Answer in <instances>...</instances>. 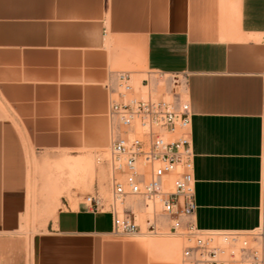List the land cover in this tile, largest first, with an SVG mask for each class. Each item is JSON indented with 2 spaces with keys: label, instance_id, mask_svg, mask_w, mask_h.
I'll use <instances>...</instances> for the list:
<instances>
[{
  "label": "crops",
  "instance_id": "1",
  "mask_svg": "<svg viewBox=\"0 0 264 264\" xmlns=\"http://www.w3.org/2000/svg\"><path fill=\"white\" fill-rule=\"evenodd\" d=\"M121 72L134 82L147 76L139 85L148 80L153 91L160 73L183 78L197 228L258 227L264 0H0V264H181L182 249L178 262L175 250L153 248L172 238L141 225L115 236L112 216L87 205L31 220L37 164L110 148L111 87ZM43 197H35L37 215L47 211ZM38 225L37 236L23 233Z\"/></svg>",
  "mask_w": 264,
  "mask_h": 264
},
{
  "label": "built area",
  "instance_id": "2",
  "mask_svg": "<svg viewBox=\"0 0 264 264\" xmlns=\"http://www.w3.org/2000/svg\"><path fill=\"white\" fill-rule=\"evenodd\" d=\"M158 77L167 89L153 98L148 80L141 87L148 89V96L141 97L132 74H118L109 110L111 200L96 192L86 197V205L112 216L115 236H133L140 223L128 201L136 199L142 205L137 211L152 213L145 219L150 234H162L159 218L166 219V235L181 241V264H264V199L253 230H199L193 222L197 204L192 112L181 92L183 78Z\"/></svg>",
  "mask_w": 264,
  "mask_h": 264
},
{
  "label": "rangeland",
  "instance_id": "3",
  "mask_svg": "<svg viewBox=\"0 0 264 264\" xmlns=\"http://www.w3.org/2000/svg\"><path fill=\"white\" fill-rule=\"evenodd\" d=\"M147 76H141L137 82H134L135 90L137 94L141 97L148 96V89H141L140 81L146 79ZM157 83H159L156 90H152L153 86L151 85L150 95L153 98H156L157 95L166 92V83L160 77H157ZM183 98L187 100V97L183 95ZM58 156L53 155V158H46L42 165L37 164L38 174H40V188L38 189L36 183L32 185L31 195H32V218L31 220L34 223H40L43 219H48L53 216L59 208H66L69 206L73 210H77L79 206L86 205V197L88 195L95 194L99 192L101 196L107 200H111L112 192V181L111 175L108 173L111 171V152L110 150H105L102 152H84L82 155L75 159L70 158L66 153L64 154L63 164L58 163ZM61 157V156H60ZM68 159V160H67ZM67 162L65 163V161ZM79 161L78 163L88 165V161L92 162L93 169L90 171L81 170L80 167H71L69 163ZM86 172V173H83ZM38 194H42L43 202L47 205L46 213L37 215L34 213L35 207V197ZM63 197V199H62ZM128 205L131 206L135 211L139 219V223L143 228H145V219L151 216V211L141 210L137 211L138 207L141 208L142 205L138 204L136 199H130ZM56 207H58L56 209ZM140 216V218H139ZM35 221V222H34ZM34 226V225H33ZM42 225H38L35 229L33 227L32 231L25 230L23 233L25 235L37 236L41 233ZM161 236L172 238L175 246V256L178 254V262L180 261V252H177L181 249V241L174 240L176 238L166 235L168 231L162 232ZM165 247V246H161ZM154 249L159 248L158 246L153 247ZM178 249V250H177Z\"/></svg>",
  "mask_w": 264,
  "mask_h": 264
},
{
  "label": "bare ground",
  "instance_id": "4",
  "mask_svg": "<svg viewBox=\"0 0 264 264\" xmlns=\"http://www.w3.org/2000/svg\"><path fill=\"white\" fill-rule=\"evenodd\" d=\"M87 163H88L87 166L86 165L84 166V165L80 164V166H79L80 169L81 170L89 169L91 171L93 169L92 162L88 161ZM83 173H86V172H83ZM109 174L111 175V171L109 172ZM154 246H156V247L158 246L159 248H161V246H165L164 248L167 251H169V252H171L173 254L176 244L173 241L169 240V239L160 238V239H158L157 241L154 242Z\"/></svg>",
  "mask_w": 264,
  "mask_h": 264
}]
</instances>
